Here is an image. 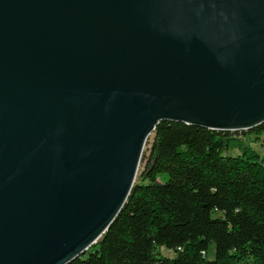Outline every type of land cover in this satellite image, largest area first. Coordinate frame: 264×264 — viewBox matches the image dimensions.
I'll use <instances>...</instances> for the list:
<instances>
[{"label": "water", "instance_id": "obj_1", "mask_svg": "<svg viewBox=\"0 0 264 264\" xmlns=\"http://www.w3.org/2000/svg\"><path fill=\"white\" fill-rule=\"evenodd\" d=\"M163 121L264 123V0H0V264H71Z\"/></svg>", "mask_w": 264, "mask_h": 264}, {"label": "trees", "instance_id": "obj_2", "mask_svg": "<svg viewBox=\"0 0 264 264\" xmlns=\"http://www.w3.org/2000/svg\"><path fill=\"white\" fill-rule=\"evenodd\" d=\"M240 136L263 138L264 123L226 132L161 122L119 216L71 264H264V156Z\"/></svg>", "mask_w": 264, "mask_h": 264}, {"label": "rangeland", "instance_id": "obj_3", "mask_svg": "<svg viewBox=\"0 0 264 264\" xmlns=\"http://www.w3.org/2000/svg\"><path fill=\"white\" fill-rule=\"evenodd\" d=\"M243 140V144L246 146V147H250L252 150L256 151L258 154H260L261 156H264V149H263V143H264V137L261 138V139H256L255 137H244V136H240ZM153 140H154V133L149 137L147 143H146V146L144 148V152H143V155H144V158L141 162V165H140V168H139V171H138V175H137V178H136V181H135V185L138 184L141 179H140V174L141 172L143 171L144 169V162L146 161V158L149 154V151H150V148H151V145L153 143ZM230 155H233V156H237L239 155V153L236 151H231L229 152ZM167 178L166 175L163 176V180H165ZM158 253L162 256H165V257H169V258H173L175 256V253L164 248V247H161L159 250H158ZM212 256V255H211Z\"/></svg>", "mask_w": 264, "mask_h": 264}]
</instances>
